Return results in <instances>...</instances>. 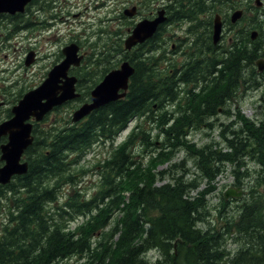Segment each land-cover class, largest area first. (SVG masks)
I'll return each mask as SVG.
<instances>
[{
	"label": "trees",
	"instance_id": "1",
	"mask_svg": "<svg viewBox=\"0 0 264 264\" xmlns=\"http://www.w3.org/2000/svg\"><path fill=\"white\" fill-rule=\"evenodd\" d=\"M172 2L178 13L170 22L186 19L194 33L181 61L161 53L158 37L132 51L124 49L122 39L112 45L96 42L85 62L72 68L80 95L55 106L42 119L45 124L34 122V141L24 153L28 170L0 183V201L9 200L0 229V264H264V209L255 202L260 194L249 178L251 162H257L256 183L264 181V112L252 119L238 106L228 107L244 83L264 82V71L257 69V59L264 57V23L237 27L225 47L213 41L210 23L224 10L229 27L234 25L229 11L242 0ZM25 12L0 13V18L16 20ZM253 27L261 29L259 37H252ZM124 59L135 67L126 94L73 121L71 111ZM64 107L66 114L48 121ZM220 111L235 117L219 121ZM11 115L10 106L4 118ZM132 120L128 135L115 144ZM219 125L220 140L199 145L189 137L193 129ZM106 142L112 148L98 163L94 191H63L64 183L80 180L76 171L85 172L75 170L81 160ZM179 150L188 152L193 169L185 157L150 175L144 170L147 152L153 153L150 159L166 162ZM229 166L233 186L250 187V197L233 206L222 196V211H238L239 219L231 215L217 228L207 223L206 196ZM82 216V223L71 226ZM74 255L86 261H70Z\"/></svg>",
	"mask_w": 264,
	"mask_h": 264
},
{
	"label": "rangeland",
	"instance_id": "2",
	"mask_svg": "<svg viewBox=\"0 0 264 264\" xmlns=\"http://www.w3.org/2000/svg\"><path fill=\"white\" fill-rule=\"evenodd\" d=\"M52 1L53 0H50L45 5L42 3H32L30 9L16 20H11L7 17L0 18V101L4 100V104L0 106V120L6 116L8 107L16 103L25 91L38 85L44 80L50 68L64 56L60 52L66 43L76 41L80 44L81 51L88 50L90 54L96 42H106L108 45L115 43V31L121 29L124 37H126V25L130 19L129 16L121 17L120 12L123 11L125 6L131 7L132 4L138 3V0ZM242 1L243 3H241L240 7L243 6L247 10L242 18L238 20L235 28L229 29V27L226 26L223 38L220 42L223 43L225 47H227L233 38H235L234 31L237 27L245 28L249 25L250 21H255L256 19L264 23V14H257L255 10L252 9L254 0ZM162 2L163 0H147L141 2L139 14L143 15L147 13L152 6L155 8L157 5L162 4ZM173 28L174 30L172 32L175 35H178V33H184L175 25ZM252 29H257L258 31L261 30L259 27H253L251 30ZM262 34L264 33L262 32ZM259 36L260 34L256 37ZM262 36L264 37V35ZM31 50L36 51L35 59L27 64L26 56ZM180 58L181 57H179V59ZM120 63L121 62L118 63V66ZM263 71L264 69L262 72ZM262 79L264 81V78ZM259 81L260 85L257 86H249V84L244 83L237 90L233 106L228 107L235 111L236 106H238L242 113L247 117L259 119L264 112V82L261 84V80ZM67 111L68 107H64V109L60 111H53L52 113L54 114H50L51 116L48 121H51L53 117L58 115L66 114ZM72 111L70 114H72ZM219 117V121H229L235 116L232 115L231 117H228L227 114L220 111ZM41 122L45 124L44 120ZM135 123L136 120L130 121L129 126L118 136L115 144L124 140ZM220 130V125L213 130L209 128L207 129L206 127L193 129L189 137L191 140H194L201 145L206 141L220 140ZM111 148L112 144H110V142L95 145L85 158L81 160V163L75 167V170L80 167L86 169L83 173L79 170L76 171L80 180H77L75 183H64L62 190L69 191L73 188L80 187L82 190L86 191L87 194L92 193L97 187L99 181L98 170L100 166L98 163L108 155ZM152 154L153 153L151 152H147L144 155V158L142 157L143 162L146 165L144 170H146V173L149 175L151 174L150 171H153L154 169H162L171 161H180L185 157L187 165L192 166V169L194 168L192 165L193 162L190 156H188V152L185 150L177 151L175 157L166 162L150 159ZM141 155L142 154H139L138 158H141ZM258 167L257 162H251L250 171L252 174L249 178L251 179L254 177L251 184H257V193L260 194V197H257L258 199H256L255 202L258 206L264 209V181L262 183H256V178L261 175V167ZM231 171L232 169L229 166L228 171L217 175V178L213 180L216 187L206 196L209 205L208 209L210 211L207 223H211L217 228L226 224L228 219H231V215L234 217V220L239 219L238 211H222V206L224 204H221V201L222 196H224V191L228 186L234 184V175ZM204 186L205 184L202 183L201 187ZM243 189V195L245 194V196L230 197L233 206L237 203H244L248 199L247 197H250L248 195L250 187L244 186ZM8 195H10V192ZM6 200L7 199L4 198L0 201V228L7 216V203L9 200ZM251 202H253V200ZM150 212L152 214H157L158 210L156 207H151ZM85 219L86 217L82 216L79 219L72 221L73 223L71 226H75L77 223H82ZM114 222L115 220L113 219L109 227H111ZM232 245L235 246V244ZM153 253L154 250L148 252L149 255H152ZM70 261L76 263L86 260L78 255H74L70 258Z\"/></svg>",
	"mask_w": 264,
	"mask_h": 264
},
{
	"label": "water",
	"instance_id": "3",
	"mask_svg": "<svg viewBox=\"0 0 264 264\" xmlns=\"http://www.w3.org/2000/svg\"><path fill=\"white\" fill-rule=\"evenodd\" d=\"M31 0H0V13L16 14L25 12ZM133 9H126L125 13L132 14ZM165 9L159 10L156 17H144L134 26L132 32L125 37L127 49L143 42L154 34L159 23L165 20ZM243 14V9H236L231 15L236 22ZM223 30L221 15L217 13L214 18L213 39L217 43ZM257 30H253L255 38ZM81 47L76 41H71L63 46V57L48 71L47 76L38 85L28 89L12 106V115L0 121V140L3 136L7 139L0 143V183H9L14 175L25 173L29 163L24 159L25 150L34 141L33 126L35 121L42 120L55 106L75 99L80 95L77 89L78 76L71 72V68L79 66L85 56L80 51ZM34 51L26 56V63L34 60ZM259 70L264 69V58L257 59ZM135 71L129 59H124L119 66L109 70L104 77L92 88L90 99L82 102L72 112L73 121H78L88 115L93 109L123 97L128 89L130 77ZM3 101H0V105ZM244 189L241 186H228L226 196H241Z\"/></svg>",
	"mask_w": 264,
	"mask_h": 264
},
{
	"label": "flooded vegetation",
	"instance_id": "4",
	"mask_svg": "<svg viewBox=\"0 0 264 264\" xmlns=\"http://www.w3.org/2000/svg\"><path fill=\"white\" fill-rule=\"evenodd\" d=\"M49 1L50 0H35L33 3H35V4L36 3H42L43 5H45ZM143 1H147V0H138V3L132 4L131 7L125 6L123 11L120 12L121 17L129 16V19H130L129 22H127V25H126V31H125L126 37L132 32L134 26L136 25V23L140 19H142L144 17H151V18L156 17L158 15V13H159V10L162 9V8L165 9V13H164V15L166 16L165 20H163V21H161L159 23L156 31L154 32V34L152 36H150L149 38H147L143 42H139V43L133 45L129 49H127L125 47V43H124L125 37L123 35V32H121V29L118 30V31H115V33H116L115 42L122 39L123 40L124 49L128 50V51H132L134 48L139 47L144 42H147L150 39L158 37L157 45H158V49L162 51L161 53H163L165 56H171V57L175 56L177 58V60L181 61L183 59V57L185 56L184 52L186 50H188V48H189V44H190L189 43V39L192 38V36L194 35L193 30H192L193 27H190L189 21L186 20V19L174 20V22H170V19H172V17L178 13V11L176 9L177 4L172 2V0H163L162 4L157 5V7H155V8H153V6H152V8H150L147 13H145L143 15L142 14L140 15L139 14L140 6H141L140 3L143 2ZM52 2H54V0ZM241 3H243V2H240L239 7L232 9L231 10L232 12L229 11L230 19H231V15H232L233 11L236 10V9H240V8L243 9L242 16L245 14V11L247 9H245L243 6L240 7ZM246 4H248V3H246ZM134 7H135V9L132 10V14L125 13L126 9H133ZM252 9L255 10V12L257 14L258 13H260L261 15L264 14V0H254V4H252ZM217 13H219L221 15V18H222V21H223V30H222V34H221V37H220V40H219V42H221V40L223 38V35H224V32H225V29H226V26L229 27V24L227 22V17L225 16L224 10L216 11L215 15ZM210 15H212V13H210ZM215 15H214V18H215ZM242 16H241V18H242ZM214 18L212 20V24L209 22L210 23L209 31L212 30V39H213ZM231 21H232V19H231ZM237 22H238V20L236 22H234L235 24L230 26L229 29L235 28ZM174 25L177 28H180L181 32H184V33L183 34H179L178 33V35L173 34L172 31L174 30V28H173ZM199 28L201 29V27H199ZM253 30H257V29H252V32H253ZM257 35H259L258 32H257ZM213 41H214V39H213ZM220 45L223 46V43H221ZM35 52L36 51H34V53ZM81 52H85V56H84V58L82 60V64H83L85 62V60H86L85 59L86 56L89 54V51L88 50H84V51H81ZM60 53H62V55H63V51L62 50H61ZM34 57H35V55H34ZM179 57H181V58L179 59ZM2 101L4 102V100H2ZM1 105H3V104H1ZM3 137H2V139H3ZM2 139L0 140V143L2 141H5V140H2Z\"/></svg>",
	"mask_w": 264,
	"mask_h": 264
},
{
	"label": "bare ground",
	"instance_id": "5",
	"mask_svg": "<svg viewBox=\"0 0 264 264\" xmlns=\"http://www.w3.org/2000/svg\"><path fill=\"white\" fill-rule=\"evenodd\" d=\"M239 19H241V17H240ZM239 19H238V20H239ZM75 67H76V66H75ZM224 196H225L226 199H228V198L231 197V196H226V195H224Z\"/></svg>",
	"mask_w": 264,
	"mask_h": 264
}]
</instances>
